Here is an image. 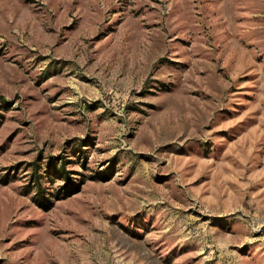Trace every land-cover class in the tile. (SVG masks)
I'll return each mask as SVG.
<instances>
[{"label": "rangeland", "instance_id": "obj_1", "mask_svg": "<svg viewBox=\"0 0 264 264\" xmlns=\"http://www.w3.org/2000/svg\"><path fill=\"white\" fill-rule=\"evenodd\" d=\"M0 264H264V0H0Z\"/></svg>", "mask_w": 264, "mask_h": 264}]
</instances>
